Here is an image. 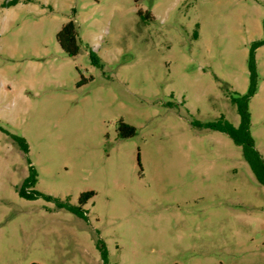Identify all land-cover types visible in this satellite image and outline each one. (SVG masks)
<instances>
[{
    "label": "rangeland",
    "instance_id": "1",
    "mask_svg": "<svg viewBox=\"0 0 264 264\" xmlns=\"http://www.w3.org/2000/svg\"><path fill=\"white\" fill-rule=\"evenodd\" d=\"M0 0V264H264V185L225 133L264 0ZM74 19L69 56L57 34ZM93 51V56H91ZM251 134L264 159V45ZM136 128L122 138L119 123ZM199 122L202 127H197ZM78 205L87 219L18 190Z\"/></svg>",
    "mask_w": 264,
    "mask_h": 264
},
{
    "label": "trees",
    "instance_id": "2",
    "mask_svg": "<svg viewBox=\"0 0 264 264\" xmlns=\"http://www.w3.org/2000/svg\"><path fill=\"white\" fill-rule=\"evenodd\" d=\"M138 3L142 0H133ZM19 0H13L8 3V5H15ZM57 42L61 49L67 53L69 56H77L80 52L82 39L78 34L77 23L74 19L66 23L61 31L57 34ZM264 45V41H255L252 43L251 50L249 53V73H250V83L249 89L244 94L232 92L231 101L237 107V111L240 115V124L238 127L233 126L224 116H221L218 121L210 122L204 126L215 131H220L227 134L232 141L239 147L242 148L243 157L246 162L250 165L256 179L264 185V159L260 152L256 149L255 140L251 134V113H250V101L258 93L259 82L256 64V50ZM91 56H93V51H91ZM197 127H202L203 125L199 122H194ZM3 132L9 135V137L19 145L21 150L25 153H29V144L26 139L11 134L7 130L0 128ZM119 134L122 138H130L136 135V128L125 122L121 121L119 123ZM28 163L30 164V174L24 180L22 186L19 188L18 193L22 198L28 200H35L38 198H43L49 202H55L59 208L67 209L71 213L87 219V210L84 205L93 196L92 192L84 193L79 198V204L74 205L70 202L63 201L54 198L51 195L41 193L34 189L38 182V174L35 168L31 165V161L28 158ZM97 247L101 253V257L104 264L108 263V250L106 248L105 242L98 240Z\"/></svg>",
    "mask_w": 264,
    "mask_h": 264
}]
</instances>
